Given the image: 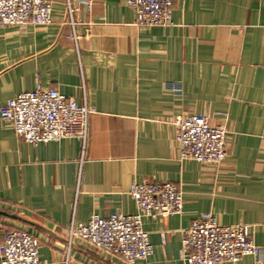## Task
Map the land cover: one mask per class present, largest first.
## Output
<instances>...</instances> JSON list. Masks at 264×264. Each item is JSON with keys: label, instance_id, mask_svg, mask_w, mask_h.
<instances>
[{"label": "crops", "instance_id": "obj_1", "mask_svg": "<svg viewBox=\"0 0 264 264\" xmlns=\"http://www.w3.org/2000/svg\"><path fill=\"white\" fill-rule=\"evenodd\" d=\"M75 5L76 26L54 0L51 25L0 27V107L40 84L95 109L85 151L77 138L26 142L0 115V243L25 229L53 264H129L85 240L69 250L70 225L135 214L133 184L171 181L184 210L144 219L147 264H188L183 231L205 213L249 225L262 248L221 264H264V0H179L173 24L153 27L127 0ZM196 113L228 130L221 169L179 158L172 120Z\"/></svg>", "mask_w": 264, "mask_h": 264}, {"label": "built area", "instance_id": "obj_2", "mask_svg": "<svg viewBox=\"0 0 264 264\" xmlns=\"http://www.w3.org/2000/svg\"><path fill=\"white\" fill-rule=\"evenodd\" d=\"M179 0H127L136 12L140 27L170 26L174 5ZM54 0H0V27L30 25L47 27L53 23ZM67 14L77 25L75 3L93 0H65ZM77 38V35L74 36ZM95 109L87 103L61 93L55 87L38 85L9 99L0 107L2 119L13 127L24 141L37 145L77 138L86 150L90 137V118ZM175 143L181 160H195L203 166L221 169L229 157L228 130L213 125L206 113L177 116ZM138 212L131 215L94 214L87 222L73 221L67 232L68 249L74 240H85L95 250L119 255L129 264H147L154 252L145 218H167L183 213L184 193L171 181H144L129 190ZM182 258L188 264H221L237 262L248 255L258 256L262 248L251 237L246 224L221 225L212 213L193 220L183 231ZM40 239L25 229L9 232L0 243V264H53L40 258Z\"/></svg>", "mask_w": 264, "mask_h": 264}, {"label": "water", "instance_id": "obj_3", "mask_svg": "<svg viewBox=\"0 0 264 264\" xmlns=\"http://www.w3.org/2000/svg\"><path fill=\"white\" fill-rule=\"evenodd\" d=\"M0 213H4V212L0 211Z\"/></svg>", "mask_w": 264, "mask_h": 264}]
</instances>
